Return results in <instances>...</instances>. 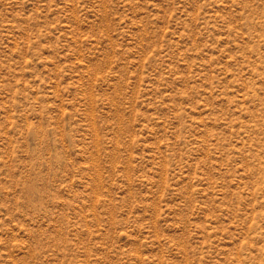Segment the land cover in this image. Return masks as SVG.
<instances>
[{"label":"rangeland","instance_id":"374dc122","mask_svg":"<svg viewBox=\"0 0 264 264\" xmlns=\"http://www.w3.org/2000/svg\"><path fill=\"white\" fill-rule=\"evenodd\" d=\"M0 264H264V0H0Z\"/></svg>","mask_w":264,"mask_h":264}]
</instances>
